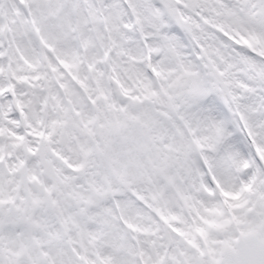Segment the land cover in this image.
<instances>
[{
	"label": "snow or ice",
	"instance_id": "6c2138e0",
	"mask_svg": "<svg viewBox=\"0 0 264 264\" xmlns=\"http://www.w3.org/2000/svg\"><path fill=\"white\" fill-rule=\"evenodd\" d=\"M0 264H264V0H0Z\"/></svg>",
	"mask_w": 264,
	"mask_h": 264
}]
</instances>
